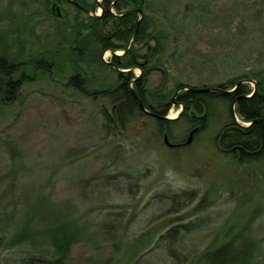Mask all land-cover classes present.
I'll return each mask as SVG.
<instances>
[{
	"label": "rangeland",
	"instance_id": "rangeland-1",
	"mask_svg": "<svg viewBox=\"0 0 264 264\" xmlns=\"http://www.w3.org/2000/svg\"><path fill=\"white\" fill-rule=\"evenodd\" d=\"M53 1L0 0V57L52 63L49 72L23 69L29 76L14 100L0 101V199L17 198L14 223H45L56 212L67 223H87L69 264H178L161 241L177 227L183 264H201L229 243L234 254L252 243V264H264V159L243 163L219 149L229 104L208 101L207 126L189 147L164 142L165 133L172 144L188 138L194 110L179 118L172 99L189 88L231 90L242 82L250 96L259 84L264 89V0H140L144 39L114 37L109 44L122 54L130 43L138 62L152 68L148 105L163 111L172 102L171 122L161 128L143 111L110 125L114 56L80 25L102 15L105 0H82L95 5L92 13L60 0V15L51 11ZM115 21L104 35L111 36ZM232 120L245 123L239 115ZM35 197L44 201L42 215L31 212ZM106 222L122 223L117 233L124 238L104 233ZM18 255L0 249V262Z\"/></svg>",
	"mask_w": 264,
	"mask_h": 264
},
{
	"label": "trees",
	"instance_id": "trees-1",
	"mask_svg": "<svg viewBox=\"0 0 264 264\" xmlns=\"http://www.w3.org/2000/svg\"><path fill=\"white\" fill-rule=\"evenodd\" d=\"M79 3L85 5L86 7L95 9V5H87L82 0H77ZM118 3L115 5L118 13H127L131 9L140 8V0H117ZM112 0H105L102 6L105 10V16L96 18L91 16L89 22L86 24L85 21L81 22L80 25L82 28L90 29L91 37L94 41H98L102 51L105 50H116L120 46L115 44H109L111 38L115 35L119 39L129 40L133 37L134 32L137 27L139 20L138 14H133L122 19L121 26L123 29L116 32L117 22L115 21V28L111 33V36L104 35L103 29L104 26L109 23L110 20L114 17L110 11V6L113 4ZM53 3V2H52ZM97 5V3H96ZM131 7L130 9H126ZM126 9V11H122ZM80 10V9H77ZM122 11V12H121ZM147 20L143 19L139 33L135 37L136 41L144 39L146 36V31L148 25L146 24ZM130 28H133L130 30ZM116 32V33H115ZM135 62L132 58L125 62L124 64H116L117 66L128 69L133 67ZM52 63H47L43 65L41 59L36 58V56H31L24 61H10L9 58L5 56L0 57V101L4 97L6 100H14L16 91L25 83L27 72L23 69H28L29 71H35L42 69L43 71L49 72ZM151 69L145 70L143 78H140L138 84L133 89L130 88V80L133 79V75L130 74L125 76L123 73L118 74V85L113 91L109 93L114 96L116 100V109L112 113L110 119V125H124L130 117H134L138 112H141L138 101L134 94L141 97L142 101L147 102L148 91L146 89L141 90L139 86L145 85V76H148V73ZM234 84V82H231ZM237 85V83L235 84ZM221 87H225L222 85ZM260 92H256L251 98H245L246 91L242 86L239 87L238 91L233 95L234 99L237 95L240 96L237 103V111L240 113V117H243L245 121H252L256 118H264V93L262 86L259 84ZM262 91V92H261ZM221 98H227L223 95L217 94ZM197 95H194L191 91L189 93V98H194ZM184 100L185 104L188 105V100ZM233 98L231 101L234 100ZM172 102H169L168 107L171 106ZM229 106L231 102L228 103ZM163 105V104H162ZM166 108V112L168 111ZM209 108V105H208ZM157 110V109H156ZM166 112L164 115H166ZM210 111H208V117L210 118ZM188 113V107L186 112ZM207 113V112H206ZM187 115V114H186ZM207 117V120L209 119ZM192 118L190 117V120ZM193 121V119H192ZM159 127L161 128L163 124L170 123L171 121H158ZM175 122V121H174ZM229 126L224 128L220 132V135H224L222 144L227 149L239 148L242 149L240 152H248L250 155L243 156L239 159L240 162H247V160H260L264 159V125H259L258 127H253L249 129H243L236 125L232 120L228 123ZM232 126H234L232 128ZM247 133V134H246ZM236 152V151H235ZM230 152L229 154L237 157L240 155L237 152ZM7 197H1L0 199V249L12 250L16 252L18 257L6 258L1 261L0 264H69L70 255L73 249V246L79 242L81 236H85L88 232V224L83 223L81 226H77L74 223L69 222L66 217L61 215V212H56L53 215L46 214L44 220L45 223H32V219H26L22 223H14L18 220V201L16 197L11 198L6 201ZM44 201L40 197H35L33 202L30 204L35 215L44 214L41 211ZM18 205V206H17ZM13 208V209H11ZM122 223H101L104 233L112 235L114 238H124L123 235H119L118 229ZM128 226V224H127ZM179 232V233H178ZM178 234H180L179 227L173 228L170 232L161 236V241H164V244H167L165 249L171 253V256L177 261L178 264H183L186 262L187 257L183 255L180 250L176 248L178 243ZM160 241V242H161ZM159 244V243H158ZM161 245V243H160ZM234 244L229 243L223 247L214 250L213 252H208L203 255L200 259L201 264H252L255 255V246L250 243L244 246V249H240L241 253L234 254L232 252ZM251 248V249H250ZM238 250V248H236ZM15 254V253H14ZM13 254V255H14Z\"/></svg>",
	"mask_w": 264,
	"mask_h": 264
},
{
	"label": "flooded vegetation",
	"instance_id": "flooded-vegetation-1",
	"mask_svg": "<svg viewBox=\"0 0 264 264\" xmlns=\"http://www.w3.org/2000/svg\"><path fill=\"white\" fill-rule=\"evenodd\" d=\"M67 1V0H66ZM74 1H76L77 3H79L77 0H74ZM114 2H113V7H112V9H114L117 13L116 14H114V13H112V15L114 16L110 21H112V20H118V22H117V27H116V32L118 31V30H121V29H123V26H121V21H122V19L123 18H125V17H127V16H130V15H133V14H138L139 15V13H137L136 12V10H138V9H141L142 10V8H135V9H131V11H129V12H127V13H118V11L116 10V4L118 3V1L117 0H113ZM105 2V1H104ZM62 2L60 1V0H54L53 1V3L51 4L52 5V7H51V9L53 8V5L54 4H56V5H58V7H57V10L55 11V12H57V14H58V10L60 9V4H61ZM67 3H69L68 1H67ZM69 4H71V3H69ZM80 5H82V6H84L83 4H81V3H79ZM104 4V3H103ZM72 6H74L73 4H71ZM97 5H99V4H97ZM56 7V6H55ZM75 7V9H79V8H77L76 6H74ZM84 7H86V6H84ZM87 8V7H86ZM126 9H130V8H126ZM126 9H123L122 11H126ZM61 10V9H60ZM81 10V9H80ZM83 11V10H82ZM93 11V10H92ZM121 11V12H122ZM134 11V12H133ZM130 12H132V13H130ZM142 12H143V10H142ZM128 13H130V14H128ZM105 14V10H104V7H103V13H102V15H101V17L102 16H105L104 15ZM139 19H140V15H139ZM143 19H144V12H143ZM143 19L141 20V23H142V21H143ZM121 20V21H120ZM89 22V20H87V21H85V23L87 24ZM138 23H139V20H138ZM138 23H137V27H136V30H137V28H138ZM141 23H140V26H141ZM140 26H139V29H140ZM131 29H133V28H130V30ZM136 30H135V32H136ZM115 32V33H116ZM135 32H134V35H133V37L132 38H135L137 35H138V33H139V30H138V33L135 35ZM114 37H116V35L114 36ZM114 37H113V39H114ZM112 39V38H111ZM133 40H136V38L135 39H133ZM133 40H131L132 42H133ZM135 42V41H134ZM138 42V41H137ZM121 48V47H120ZM111 50V49H110ZM114 52H116L117 53V49L116 50H113ZM118 54V53H117ZM122 57H124V59L126 58L127 60L126 61H123L122 60ZM133 59L135 62H137L138 64H135L133 67H130V68H126V69H124V68H121V67H119V66H117L116 64L118 63V64H124L125 62H127V61H129L130 59ZM139 58H141V55H137L136 53H134V51H132L131 49H130V43H129V45H128V47H126L125 48V50L123 51V53L122 54H118V56H114L113 57V59H112V63L115 65V66H112V68L116 71V73L117 74H119V73H123V74H125V76H128V75H130V74H132L133 75V79H131L130 80V83H129V86H130V88L131 89H133L134 87H135V89H136V85L138 84V82H139V80H140V78H143V74H144V72H145V70H149V69H152V68H148L147 67V62H144L143 64H140L139 62H138V60H139ZM111 66V65H110ZM134 69H139L140 71H141V73H140V75L139 76H136L135 75V72H134ZM148 78V76H145V85L144 86H139L138 85V88L137 89H139V88H141V90H143V89H146L147 90V79ZM242 85V84H241ZM240 85V86H241ZM239 86V87H240ZM226 87V86H225ZM225 87H212V89H213V92H209V93H205V94H199V93H193L194 95H197V96H195L194 98H188L187 99V97L189 96V93H191V89H193V88H189L187 91H184V89L186 88V87H182V88H180L179 90L180 91H184V92H186V93H183V94H178L174 99H172L173 100V103L174 104H176V105H178V106H180V108H181V111H180V115H179V118H181V117H184L186 114L188 115V113H189V111L193 108V112L191 113L192 115V119H193V124L191 125V129L189 130V133H188V138H189V136H190V133L191 132H193V131H195V133H194V135H193V138H192V142L194 141V139H196V137L205 129V127L207 126V124L205 123L206 122V120H207V117H208V104H206L205 103V101H204V97L206 96V95H215V96H217V97H219L217 94H220L221 95V93H219V92H215V90H217V88H224L225 89ZM239 87H238V89H239ZM197 88V87H196ZM203 88H211V87H203ZM234 88V87H233ZM232 88V89H233ZM197 89H200V88H197ZM238 89H236V92L238 91ZM178 90V91H179ZM257 91V90H256ZM134 92V94H136V91L134 90L133 91ZM235 92V93H236ZM234 93V94H235ZM234 94H232V95H230V96H225V97H229V99H232V98H234ZM137 95V94H136ZM135 95V96H136ZM138 96V95H137ZM241 95H237V97H235V99L234 100H237V99H239V97H240ZM139 97V96H138ZM137 98V97H136ZM139 99L142 101V99H141V97H139ZM188 100V105H186L185 104V102H184V100ZM233 100V101H234ZM137 101H138V104H139V100L137 99ZM233 101H231V100H228V101H225V102H227V103H229V102H231V105H230V108H231V112H232V102ZM143 102V104H144V106L146 107V109H148V111H151L154 115H147V114H145V115H147V116H149V117H151V118H153V119H158V121H168V120H166V119H161L160 117H166L167 118V115H164V113L166 112V110H163V111H161V110H156V109H153L152 107H150L149 105H148V103H146V102H144V101H142ZM236 103H238V101L236 102ZM168 105H169V103L167 104V105H165V107L167 108L168 107ZM171 106H172V104H171ZM116 105L113 107V112H114V110L116 109ZM139 107H140V105H139ZM187 107H188V113H185L186 112V109H187ZM236 107H237V104H236ZM169 108V107H168ZM140 110H141V108H140ZM142 111V110H141ZM207 112V113H206ZM167 113V112H166ZM196 113V115H194ZM197 113L198 114H201L202 115V117H199V115H197ZM202 113H204V114H202ZM192 119H191V122H192ZM245 121V120H244ZM254 121V120H253ZM250 124V125H248V126H246L247 124ZM252 123V121H245V123L243 122V124H236V125H238L239 127H241V128H243V129H249V128H252V127H258L259 125H261L262 123V125H264V118L262 119V120H260V121H254L253 122V124H251ZM227 126H229V124H226L225 125V127L224 128H226ZM246 126V127H245ZM234 126H232V128H233ZM224 128L222 129V131L224 130ZM164 135H167L166 133L164 134ZM188 138H187V140L186 141H184V140H182V141H180V142H178V143H176V144H174L175 146L174 147H171V148H174V149H179V148H184V147H189L191 144H192V142L190 143V144H187V141H188ZM223 138H224V135L222 134V135H219V137H218V144H221V147L219 148L221 151H223V152H226V153H230V152H237L238 154H240L241 152V150L242 149H239V148H231V149H227L226 147H224V145L222 144V141H223ZM235 152V153H236Z\"/></svg>",
	"mask_w": 264,
	"mask_h": 264
},
{
	"label": "water",
	"instance_id": "water-1",
	"mask_svg": "<svg viewBox=\"0 0 264 264\" xmlns=\"http://www.w3.org/2000/svg\"><path fill=\"white\" fill-rule=\"evenodd\" d=\"M67 1L69 3H71V4H73L74 6H76L77 8L85 11L86 13H92V11L90 9H88V8L80 5L79 3H77L74 0H67ZM57 7H58V5L54 4L51 11L52 12H55L57 10ZM60 12H61V10L59 9L58 10V15H60ZM136 12L139 13L140 19H139L138 28H137V30L135 32V35L138 33L141 20L143 19V12H142V10L141 9H138V10H136ZM130 13H132V12H130ZM130 13H128V14H130ZM93 16L96 17V18H100L101 17V15H98V14H95ZM109 51L111 52V55L112 56H118V54L116 52H114L113 50H109ZM109 64L111 66H115L112 62H110ZM241 84H242V82L237 83V85L233 89H231V90H226V89H223V88H217V90H215V92H219V93H221L224 96H230V95H232V94H234L236 92V89H238V87ZM191 91L193 93L205 94V93L213 92V89L212 88H200V89L193 88V89H191ZM136 97L139 100V105H140V108L143 111V113H145L147 115H154L151 111H148V109H146V107L144 106L143 102L139 99V97L137 95H136ZM245 98H251V96H247V97L245 96ZM237 101H238V99L237 100H234L233 103H232V111H233V115L234 116H236L235 115L234 108H235V104H236ZM160 118L161 119H167L166 117H160ZM251 124H253V123H251ZM194 133H195V131H193V132L190 133V136H189V139L187 141V144H190L192 142V138H193ZM164 142L169 147H174L175 146L174 144H172V143L169 142V139H168V136L167 135L164 137Z\"/></svg>",
	"mask_w": 264,
	"mask_h": 264
},
{
	"label": "bare ground",
	"instance_id": "bare-ground-1",
	"mask_svg": "<svg viewBox=\"0 0 264 264\" xmlns=\"http://www.w3.org/2000/svg\"><path fill=\"white\" fill-rule=\"evenodd\" d=\"M257 89L255 88V91H253V93L251 94V97L254 95V94H256V91ZM222 95V94H221ZM224 96V95H223ZM242 97L244 96V95H241ZM247 96H250V95H247ZM246 96V97H247ZM204 101H205V103L206 104H209V102L208 101H210V100H221V101H228V100H231V99H229V97H227V98H221V97H217V96H215V95H206L204 98ZM234 99V98H233ZM239 100V99H238ZM227 103V102H226ZM233 103V102H232ZM237 104V103H236ZM236 104H235V108H234V111H235V115H239L240 113L237 111V107H236ZM230 108V107H229ZM232 116L234 117V115H233V111H232V113L229 115V117H231V119H229L230 120V122L232 121ZM240 116V115H239ZM242 119H243V117H241ZM263 119V117H259V118H256V119H254V121H260V120H262ZM253 120H252V123L254 122ZM228 124V123H227ZM253 128V127H252ZM247 134V133H246ZM248 155H250L247 151L246 152H244V154H241L240 153V155L238 156V159H240V158H242L243 156H248ZM240 157V158H239Z\"/></svg>",
	"mask_w": 264,
	"mask_h": 264
}]
</instances>
